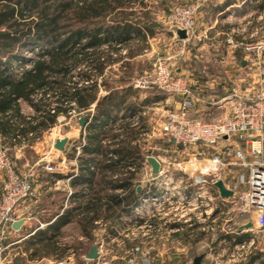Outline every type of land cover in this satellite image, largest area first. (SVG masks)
<instances>
[{"label": "trees", "instance_id": "trees-1", "mask_svg": "<svg viewBox=\"0 0 264 264\" xmlns=\"http://www.w3.org/2000/svg\"><path fill=\"white\" fill-rule=\"evenodd\" d=\"M137 1L0 0L3 144L32 145L59 117L70 119V111H75L72 119L86 116L79 138L64 150L76 170L48 173L50 182L69 179L70 204L64 207L67 193L63 192L45 229L37 230L30 240L35 247L30 257H63L71 248L60 242L68 225H75L82 237L91 240L101 229L97 221H102V236L116 235L126 225L124 217L153 192L146 189L150 183L138 190L147 164L138 140L151 129L143 111L163 98L140 99L139 89L126 83L127 75L115 79L116 85L107 80L116 63L122 61L121 70L130 69V63L122 60V49L136 41L137 48L128 54L145 50L156 34L154 23L128 11ZM259 5L263 8L264 0ZM135 114L139 115L136 125ZM124 241L127 249L135 247Z\"/></svg>", "mask_w": 264, "mask_h": 264}, {"label": "built area", "instance_id": "built-area-1", "mask_svg": "<svg viewBox=\"0 0 264 264\" xmlns=\"http://www.w3.org/2000/svg\"><path fill=\"white\" fill-rule=\"evenodd\" d=\"M199 8L197 0L175 3L170 7L167 24L173 30L183 29L187 34V39L181 40V43L197 38ZM259 19L264 25V15ZM250 38L245 42H238L233 36L227 38V43L233 49L241 48L249 56L246 77L255 82L245 88L234 85L223 97L211 103L224 110L220 119L210 120L193 113L197 103L203 100L200 92L193 89L185 77L178 75L163 57L155 61L152 70L133 76L129 84L136 89L159 91L178 98V108L165 110V119L158 130L167 135L173 145L192 149L193 161L197 162L201 157L200 162H206L194 173H187L188 178L193 180L191 186H194L188 192L190 198H177L172 193L158 207L163 210L168 208L170 212L174 210L176 217L185 223L201 222L202 231L205 232L210 228L207 220L212 219L215 223L217 213H223L226 208L231 218L236 214L238 232L252 231L264 237V32H256ZM69 113L72 119L75 111ZM63 119L66 120V117ZM132 119L136 122L138 115ZM209 149L214 152L206 158L204 155L209 153L206 152ZM55 172L60 173L47 158L41 159L27 171H17L8 148L1 145L0 138V264L30 263L23 259L26 257L24 254L15 252L14 246L25 239H15V235L31 217V204L39 201L44 190L37 178L41 173ZM220 179L233 192L232 196L222 198L210 191V187H215V182ZM166 185L169 187L168 181ZM185 205L189 208L186 209ZM141 215L138 217L141 218ZM20 221L23 223L14 228V224ZM248 221L253 223L252 228L240 229ZM121 232L118 229L117 235ZM111 239L118 238L115 236ZM256 243L255 238L237 241L227 257L220 254L213 256L212 264H260L264 256L252 259ZM106 244L102 241L97 245L99 255L96 259L84 256L86 264H109ZM249 257L251 261L247 263ZM145 260L150 263L151 257L145 256ZM52 264H77L75 253L56 258Z\"/></svg>", "mask_w": 264, "mask_h": 264}, {"label": "rangeland", "instance_id": "rangeland-1", "mask_svg": "<svg viewBox=\"0 0 264 264\" xmlns=\"http://www.w3.org/2000/svg\"><path fill=\"white\" fill-rule=\"evenodd\" d=\"M140 1L129 5L130 9H128V11L132 10L135 12L134 16H140L142 19H146L154 23L156 27V34L154 37L149 39L150 48L148 51L143 52V57L138 58L132 64L129 62L130 69L127 71L121 70L118 67H116V69H111V72L109 73L110 77L107 79L110 84L116 85L114 80L121 78L124 75H127L126 83L129 84L133 76L152 70L155 61L159 57L165 58L175 70L182 65H192L193 69H195V73L202 72L204 66L213 67L217 64L213 59L212 47H202L201 43L195 39V41L191 40L189 42L187 41L186 43H176V40L174 41V31L167 24L166 17L170 11V7L173 4L182 3L184 0ZM258 21L262 22L261 19H258ZM258 21L256 20L255 23ZM129 45V47H126L127 51L131 48V50L137 48L138 42L132 41L129 43ZM26 53L29 52L26 51ZM203 79L206 78L199 76L200 82H202ZM192 86L195 89L194 83ZM139 92L140 97L143 98L148 95H159L164 101L168 98H176V96L153 90L139 89ZM24 107V111L27 113L29 109L27 106ZM152 107V110L149 109V112L146 114L149 117V123L151 125V129L148 131L150 133L145 132L144 135L148 134L147 136H144L145 140L140 138L138 143L141 146L145 156L152 155L161 158L163 161V166L165 169L170 171L169 174L171 175V181L169 182L168 190L161 187V184L154 185L156 187L155 189L161 195L169 192L170 194L173 193L175 195L174 197L188 199V196L190 195L188 193L189 190L194 188V186H191L193 180L192 178H188V175L183 176L181 174H176L177 172L184 173V171L179 170L178 167H184L190 171L191 169L206 165V162H200L203 159L201 157L198 158L197 162L193 161V156L191 155L194 152L192 149L188 147L185 149L182 146L171 144L169 137L164 133L159 132L158 129L160 127V123L165 119V110L168 108L165 107L164 104L160 106L154 105ZM223 114L224 110L218 108L215 118L220 119L223 117ZM63 117L64 116H61L59 119ZM76 126L77 125L74 119L69 123L67 120L58 121L54 127L46 131L43 136L36 140L32 145L23 144V146H15L10 148L3 144L2 139L1 145H4L8 148V154L14 163L15 169L19 172H24L35 167L37 162L41 159H50V157L55 156L56 153L59 152L54 146L56 139L68 137L70 141L67 143V148L72 147L74 145V142L72 141L77 140L80 136V132ZM206 152L213 153L214 150L209 149ZM206 155H204V157H209L210 154ZM52 163L55 166V170L57 169L60 171V173L74 172L76 170L75 168H71L72 165H74V161L69 160L64 151L63 154H60V157ZM147 166L149 167L150 165L147 163L145 167ZM49 174L41 173L37 178L38 183L41 184L42 187H46L45 185L49 184L50 181L47 180ZM139 178L140 184L141 182L144 184H147L149 181L151 182V176L145 175V173L140 175ZM56 182L57 181H55V183ZM52 187V190L44 189L39 201L37 203L31 204V217L25 222L21 231L15 235V239H19L21 237L25 238L16 246H14V250L20 255L24 254L26 257L23 259H27V261L30 262L29 264H52L56 258H59L58 256L30 257L31 253L35 249V247L30 242L34 233L39 229H45L44 227L47 224V219L51 214L58 210L57 205H60L64 198L63 192L61 191L64 186L61 182L57 185V187L60 189L55 190L54 185ZM185 208H189L188 205H185ZM159 211L164 212L163 208H160ZM171 213L174 214V210H172ZM211 220L212 219L207 220V224L210 227L209 231L203 233L201 236L199 235L200 231L196 229V231L191 233V239L187 236L186 238H179V241L176 240L175 243L162 241V244L165 245L166 252L163 254H158L157 252L147 254V256L151 257V264H193L194 258L199 255H204L202 264H212L213 256L220 254L224 257H227L233 251L235 244L238 241V237L243 239L244 237L246 238V236H249V238H255L257 242L252 259L255 257L262 258L264 256V237L260 235L257 236L252 231L238 232L237 227L239 224L231 220V214H228L226 208L223 210V213H217V219L215 223H213ZM41 224H45V226H42ZM131 226L133 228L135 227L134 224ZM211 228H213V230ZM237 233L239 234L237 235ZM230 235H232V239L225 238ZM200 238L201 241H199ZM135 239L136 237L134 235H130L128 239L129 244L135 243ZM182 239L189 243H184ZM221 239L223 240L222 242H220ZM102 241H105V243L107 242L106 245L109 248V264H127L129 259H134L132 264H139L137 252L130 254L124 249L125 245H127V242L120 238L117 240H108L102 236V231L96 232L93 239L90 240L82 237L75 225H68L64 228V235L60 239V242L63 246L66 244L71 247L66 250L64 256H68L74 252L75 261L77 264H86L84 259L86 253L91 250L93 245H98ZM122 248L124 249V252L122 251ZM249 261H251L250 257L248 258L247 263H249ZM260 264H264V259L260 261Z\"/></svg>", "mask_w": 264, "mask_h": 264}, {"label": "crops", "instance_id": "crops-1", "mask_svg": "<svg viewBox=\"0 0 264 264\" xmlns=\"http://www.w3.org/2000/svg\"><path fill=\"white\" fill-rule=\"evenodd\" d=\"M261 1L262 0H197V2L200 3V8L198 11V21L196 28L197 38L195 40H198L201 43L202 47H212L213 59L217 64L213 67L204 66L202 72L198 73H195V69H193L192 65H182L176 68V73L180 76L185 77L191 86L194 83L195 89L200 92V95L203 99L202 102L197 103L196 108L193 110L194 114H197L203 118L206 117V119L217 120L215 118V115L218 111V108L212 106L211 103H213L215 99L223 97V95L226 94L227 90L234 85L245 88L248 87L250 83L255 82L254 80L246 77L249 69V56L246 55L241 48L233 49L232 46L227 43V38L233 36L235 39H237L238 42H245L249 41L251 39L250 37L256 34V32H264V25H262V22L258 21L259 17L261 15H264V7H259ZM256 20L258 21L257 23H255ZM173 37L174 41L176 40V43L182 42L175 37L174 33ZM149 48L150 47L132 54H128L127 48H124L122 49L120 54L123 56L122 60L124 62L127 61L132 64L138 58H142L143 52L148 51ZM121 65L122 61L114 64L113 67L110 68V70L116 69V67L121 69ZM199 76H203L206 79H203V81L200 82ZM100 93H105L103 87L101 88ZM142 98L143 97H140V99ZM176 98H168L165 99V101L162 99L153 102L151 106L145 108L142 114H147L149 112V109L152 110V106L154 105L160 106L164 104L168 109L178 108L179 101L178 98ZM93 107L94 106H92L91 111H93ZM137 115L138 114H135L134 116ZM138 119L136 120V122H134L132 119L134 125L138 123ZM62 120L64 119L62 118ZM74 120L77 125L76 127L80 132L82 127H80L79 125V119ZM71 121H73V119H68L67 122L69 123ZM140 137L145 140L144 133H142ZM65 149H67V145ZM60 154H63V152H61ZM206 154L211 155V153ZM156 158L161 163V172L159 175H153L150 166L145 167L141 172V175L145 173V175L151 176V182L148 180L151 188L146 189H149V191L151 189L153 190V192H151V194L149 193L148 195L143 196L140 200V203L132 211L131 215L124 217L126 225L118 228L121 229V234L117 235L116 233V235H109L107 238L108 240H111V237L116 236V238L128 240L130 235H134L136 237L134 247L135 249H127L126 247H124V249L127 253L130 254L137 252L139 264H151L152 261L150 263H147V261L145 260V256H147V254H150L152 252H157L158 254L165 253L166 248L165 245L162 244V241L175 243L176 240L179 241V238H186L187 236L190 238L191 233H193V231H196V229L200 231V236L205 233V231H202L201 222H193L191 224L185 223L183 220L178 219L175 213H171L168 208L164 209V212L159 211L160 208L158 206L162 203L163 200L165 201L167 196L171 194L169 192L163 195L159 194L158 191H156V187L154 185L161 184V187L168 190L169 187L166 185V182L171 181V175L169 174L170 171L165 169V167L163 166V161L161 160V158ZM178 169L180 170V168ZM195 169H191L189 171L188 169H185L183 167V169L181 170L184 171V173L177 172L176 174L185 176L187 175V173H194ZM61 173L67 174L64 172ZM55 181L57 182L55 183ZM55 181L49 182V184L45 185L46 187H44V189L52 190V186L54 185L55 190H58L60 188L57 187V185L61 182L64 186L61 191L67 193V198L64 201V207H66L70 204L69 195L72 191L69 185V179H57ZM147 184L141 182L139 186L141 187V189H143L147 186ZM210 191L215 195H220L219 190L216 187H210ZM155 208H157V210ZM139 212L143 214L141 215V218L138 217L140 214ZM231 220L238 223V219L236 218L235 213ZM98 222H100V224ZM97 223L101 227L99 231H104L103 228L105 227V225H103L102 221H97ZM133 224L135 226L134 228L131 226ZM238 234L239 233H237V235ZM246 239H249V236H246ZM199 241H201V238ZM222 241L223 240L221 239L220 242ZM183 242L186 244L189 243L185 242L184 240ZM146 243L150 244L147 245ZM185 245L183 246L186 247ZM137 248L138 250H136ZM124 249L122 248L123 252ZM133 260L134 259H129V262L127 264H132Z\"/></svg>", "mask_w": 264, "mask_h": 264}, {"label": "water", "instance_id": "water-1", "mask_svg": "<svg viewBox=\"0 0 264 264\" xmlns=\"http://www.w3.org/2000/svg\"><path fill=\"white\" fill-rule=\"evenodd\" d=\"M173 31H174L175 37L177 39H179V40L187 39V34H186L185 30L175 29ZM85 121H86V116H83L79 119L80 127H84ZM68 142H69L68 137L56 139L54 146L59 152H57L55 156L50 157L49 160L51 162H55L60 157V153L65 150V147H66ZM145 159L151 167L152 174L155 176L159 175L161 172L160 161L155 156H152V155L145 156ZM215 187L219 190V193H220L222 198H228V197L232 196V194H233V192L225 186L224 181L221 179L215 182ZM140 189H141V187L139 186L138 190H140ZM22 223H23L22 221L15 223L14 228H18ZM252 226H253V223L251 221H248L247 223L241 225L240 229H250V228H252ZM98 255H99V248L97 245H93L91 247V250L88 253H86L85 257L87 259H96L98 257ZM203 258H204V255L196 256L194 258L193 264H202ZM19 264H22V262H19Z\"/></svg>", "mask_w": 264, "mask_h": 264}]
</instances>
